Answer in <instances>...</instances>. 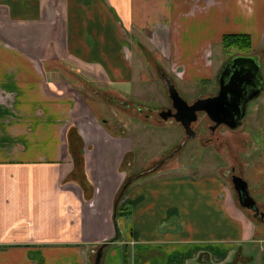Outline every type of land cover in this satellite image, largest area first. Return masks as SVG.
I'll return each mask as SVG.
<instances>
[{"label":"crops","instance_id":"0c3cea01","mask_svg":"<svg viewBox=\"0 0 264 264\" xmlns=\"http://www.w3.org/2000/svg\"><path fill=\"white\" fill-rule=\"evenodd\" d=\"M233 34L263 46L264 0H0V264H95L102 244L100 264H251L260 221L219 171L127 172L128 132L95 120L57 72L68 63L130 98L154 49L177 91L215 92L224 60L212 50ZM71 126L84 189L71 176Z\"/></svg>","mask_w":264,"mask_h":264},{"label":"rangeland","instance_id":"374dc122","mask_svg":"<svg viewBox=\"0 0 264 264\" xmlns=\"http://www.w3.org/2000/svg\"><path fill=\"white\" fill-rule=\"evenodd\" d=\"M143 51L146 62L140 64L139 73L143 74V82L146 84L141 90L138 89L140 93L130 98H118L108 94L99 82L90 79L68 63L57 65V72L67 79L61 80L60 76L57 78L62 81L61 84L66 92H71L74 97L76 95L86 104L95 120L109 121L108 129L111 128L109 131L128 132L126 138L132 146L130 160L132 163L127 166L128 160H125L124 169L127 172L151 169L152 173H159V177H171L196 173L194 169L198 171L197 173L208 174L219 171L220 176L228 181L223 173L234 168L235 173L244 177L251 189L253 199L259 201L257 205L264 203L260 197L264 193L258 194L254 190L264 184V93L248 104L243 127L238 131L232 133L221 127L216 130L215 136H211L207 130L208 120L204 117L202 124L206 121V126L200 128L198 126V136L187 141L179 125L173 121H163L158 116V112L170 107L161 74L170 77L176 87L175 77L156 61L159 55L154 49L153 52L145 49ZM212 54L214 61L220 56L224 60L223 64L232 56L241 55L236 49L224 51L221 45L214 46ZM243 55H258L264 76V44L261 48L250 49ZM216 83L217 81L215 85ZM179 87L188 90L184 91ZM178 88L180 96L189 103L214 92V89L199 84H187L184 87L178 85ZM83 110L85 111L84 108ZM79 114L80 112L76 110V115ZM77 119L80 120L78 117ZM196 126L194 125L193 128L195 129ZM259 223L257 225L259 243L254 247L257 252L251 264H264V222Z\"/></svg>","mask_w":264,"mask_h":264},{"label":"water","instance_id":"95a60500","mask_svg":"<svg viewBox=\"0 0 264 264\" xmlns=\"http://www.w3.org/2000/svg\"><path fill=\"white\" fill-rule=\"evenodd\" d=\"M167 90L171 109L159 114L162 120L172 117L179 123L187 136V141L194 138L195 133L191 123L196 121L197 113H203L215 127L225 125L235 130L241 124L246 114L248 104L264 92V76L261 72V62L258 55H235L229 58L221 67L217 76L218 90L215 95L196 98L192 103L185 101L177 91L172 79L161 74ZM232 184L242 208L254 212L253 217L263 221V214L258 216L259 208L250 196L246 181L239 176H232ZM123 186L120 197L126 189ZM258 216V217H257ZM102 244L96 251L95 264H100Z\"/></svg>","mask_w":264,"mask_h":264},{"label":"trees","instance_id":"16d2710c","mask_svg":"<svg viewBox=\"0 0 264 264\" xmlns=\"http://www.w3.org/2000/svg\"><path fill=\"white\" fill-rule=\"evenodd\" d=\"M221 47L224 49V51H230L232 49H236L241 55L246 54V52H248L251 49L250 37L244 34L224 35L221 38ZM66 142L68 146V152L70 154V157L72 158L74 165V171L71 176L75 180L78 179L76 180V182L82 189H84V186L87 185H86L85 175L82 173L83 144L79 137V133L74 126H71L66 131ZM127 183L128 182L124 183V185H126ZM123 186L120 188L116 199L118 198L119 194L122 192ZM114 212L116 213V207L114 208ZM124 264H127L126 255H124Z\"/></svg>","mask_w":264,"mask_h":264},{"label":"flooded vegetation","instance_id":"af4514ba","mask_svg":"<svg viewBox=\"0 0 264 264\" xmlns=\"http://www.w3.org/2000/svg\"><path fill=\"white\" fill-rule=\"evenodd\" d=\"M217 90H218V86H217V89L215 90V92L213 93V94H211V95H209V96H206V97H210V96H213V95H215L216 94V92H217ZM264 93V92H263ZM185 101H187V100H185ZM192 103V102H191ZM190 103V104H191ZM169 109H171L172 111H171V113H174L175 111L171 108V102H170V107H167L166 108V110H161L160 112H158V116H159V114L161 113V112H163V111H167V110H169ZM206 118L207 120H208V125H207V130H208V132H209V134L211 135V136H215L216 134V130H218L219 128H221V127H224L225 129H227L229 132H232V133H234L235 131H238L240 128H242L243 127V122H244V118H245V116H244V118L242 119V121H241V124H240V126L238 127V128H236L235 130H231V129H229L228 127H226L225 125H219V126H217V127H215V125H214V123H212L203 113H197V119H196V121H194V122H192L191 123V128H192V130L194 131V133H195V136H198V134H199V131H198V126H199V128L201 127V126H206V121L204 122V124H202V119L203 118ZM159 118H160V116H159ZM161 119V118H160ZM162 120V119H161ZM163 121H173V122H175L174 121V119L172 118V117H168L167 118V120H163ZM175 124L176 125H179V127H181L182 128V126L179 124V123H177V122H175ZM202 124V125H201ZM194 125H197L196 126V128L194 129L193 128V126ZM183 129V128H182ZM184 131V130H183ZM185 134V133H184ZM186 135V134H185ZM194 136V137H195ZM187 137V136H186ZM212 138H210V140H211ZM216 139H217V137H216ZM224 174V176H226L227 177V179H229L228 180V182H229V184L231 185V188H232V190H233V192H234V196H235V198H236V200H237V202H238V196H237V193H236V191L234 190V187H233V184H232V176H239V173H235V170H234V168H231L230 170H228V171H226L225 173H223ZM239 177H241L242 179H243V176H239ZM244 180V179H243ZM245 181V180H244ZM248 186V185H247ZM248 191H249V194H250V196L253 198V196L251 195V192H250V190H249V188H248ZM256 202V201H255ZM238 204H239V202H238ZM256 204H257V202H256ZM240 206V205H239ZM258 206V208H259V214H258V216H260L261 214H263V218H264V212H263V207L261 206V205H257ZM241 207V206H240ZM242 208V207H241ZM242 209H244V210H246V211H248L249 212V214L253 217V215H254V212H252V211H250V210H247V209H245V208H242ZM257 216V217H258ZM254 218V217H253ZM255 219V218H254ZM256 220V219H255ZM258 221V220H257ZM261 222H263V221H261Z\"/></svg>","mask_w":264,"mask_h":264}]
</instances>
